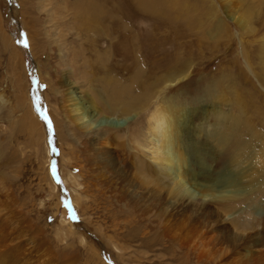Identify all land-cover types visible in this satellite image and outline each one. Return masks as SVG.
I'll use <instances>...</instances> for the list:
<instances>
[{
  "label": "rangeland",
  "instance_id": "374dc122",
  "mask_svg": "<svg viewBox=\"0 0 264 264\" xmlns=\"http://www.w3.org/2000/svg\"><path fill=\"white\" fill-rule=\"evenodd\" d=\"M140 1L0 0L1 264H245L231 219L241 228H255L264 253V207L252 205L253 220H259L252 227H246L241 211L252 196L264 204V52L259 51L264 23L255 21L253 33L243 31L216 14L211 0H188L195 9L159 3L151 11ZM24 40L27 47L18 43ZM68 73L75 86L101 100L115 86H126L124 99L149 102L147 115L158 106L165 118L189 117L192 131L183 134L186 142L179 148L191 151L203 171L213 169L209 157L218 148L210 134L220 127L219 115L225 116V130L232 118H244L258 135L252 139L244 124L239 136L248 144L252 139L257 154L223 165L209 182L210 187L224 183L221 189L230 194L239 187L245 195L241 208L221 210L212 197L215 190L205 198L210 214L191 219L180 210L119 202L109 179L90 171L78 151L84 132L70 121L60 99ZM146 112L98 118L136 134ZM69 172L79 176L80 188L68 181ZM74 188L86 210L76 206ZM198 188L194 200H187L194 207L201 204ZM259 261L247 264H263Z\"/></svg>",
  "mask_w": 264,
  "mask_h": 264
},
{
  "label": "bare ground",
  "instance_id": "6f19581e",
  "mask_svg": "<svg viewBox=\"0 0 264 264\" xmlns=\"http://www.w3.org/2000/svg\"><path fill=\"white\" fill-rule=\"evenodd\" d=\"M159 3H167L172 6L180 5V9H183L184 7L188 9H195V7L189 5L188 0H143L139 2L142 7L150 11L156 9L157 7H155V5ZM211 4L215 6L213 9L216 14L218 13L221 18L223 17L222 19H231L235 21L237 25H240L243 31L247 30L248 32L253 33L255 30L253 23L255 21L264 23V0H211ZM216 6H219V8ZM92 8L96 9L97 7ZM93 12H95V10ZM95 15L97 16V14ZM259 51L264 52V45L259 48ZM64 77L65 78L62 81L64 91H61L63 93L60 95V99L65 101L64 105L68 110L70 121L75 122L77 129L84 132L82 136L85 137L84 142L82 141V144L77 147L78 151L80 154L84 155V161H86V164L90 166V171L99 174V176L103 177L104 180L109 179V183L112 184L111 191L115 193L116 199L119 202L131 203L134 207H138V205L156 206L157 208L161 207L167 212H176V210H180V213L187 215L191 219L210 214L211 210L207 206L209 202L206 201L205 198L207 196L211 197V194H209L210 191L215 190L216 192H213L215 194H212V197L217 199L215 200V204L221 210L225 212H232L233 208H241L245 195L244 197H241L243 194L239 193V190H241L239 187L232 189L234 190V193L230 194L227 190L221 189L222 186H224V183L215 185V187H210L209 182L218 178L217 174L223 165L225 166L229 163L238 165L239 161L246 160L249 155L251 157L249 160H252L257 154L258 150L255 149V146H253L256 143L251 141L256 138V132L254 133V130L251 126H249V123L243 120L244 118H232L230 126L225 130L221 129L223 124L226 123L225 116L219 115V119L216 122L220 127L219 129L216 128L215 131L210 134V137H213V140L215 141L214 144L218 148L215 154H211V156L209 155V163H212L213 169H211V171H203L201 170L200 164L195 161L193 157L194 155L191 151L185 150L184 148L180 150L179 148V146L183 147V142H186V140H183L186 139L183 137V134L187 136V134L192 131V128H187V126L191 124L189 117H180L176 118V120H172V118H165L162 115L163 113L161 114L158 111V106L151 112L149 111L150 113L147 115L149 109L147 106L149 102L147 103V101L140 100L129 101L124 99V95L126 93L128 94L126 86H121L119 89L118 86H115L117 89L110 91L112 93L108 97L106 96L107 94H105V96L104 94L102 95L103 98L107 97L108 99L104 98L105 100H101V98H97L98 96L95 97L88 92L86 94L84 90H80V87L75 86L72 74L68 73L67 75H64ZM106 80H108V78ZM62 82H58L59 88L62 86ZM113 82H115V80ZM162 90L163 88L160 91ZM146 97L150 100V95ZM139 109H143V114L147 110V121L141 124V126L136 127V134L123 132L122 126L113 121L101 124V121L98 118L99 115H126L132 111H138ZM244 124L250 127L247 128L248 134L252 137L249 141L250 145L248 144L249 139H242L238 133L242 130ZM256 135L258 134L256 133ZM67 136L70 137V134ZM254 136L255 138H253ZM126 137L129 138L128 144H126ZM201 145L202 143H200V146ZM262 145H264V143H262ZM128 149L131 150L128 151ZM198 151L200 152L199 149ZM262 152H264V149ZM253 162L255 161L253 160ZM99 164H101V166ZM254 166H257V164H254ZM130 167H134V169H136L133 174L126 172L129 171ZM257 169L260 173L263 170V168L259 169V167H256L255 170ZM70 172L68 173V181L72 182L74 184H72L73 186L80 188L81 183L77 178L79 176H72L73 173L71 174ZM251 179V184L257 186L258 182L256 179ZM187 184L193 185V188L190 189ZM239 185L242 187L240 183ZM195 186H198L201 192L199 196L201 204H197V207L189 204L190 201L187 202L188 199L194 200L196 195L194 192ZM74 191L76 195L74 200L76 206L81 211H83V209L86 210V207L83 208L82 206L84 203L81 204V200L83 198L82 195L80 196L77 189ZM163 195L165 197H163ZM249 195L251 194L249 193ZM252 197L248 200L249 204L245 207L243 206L244 208L242 207L241 209L244 213L243 218L245 220L246 227H252L259 221L253 220V211L251 209L252 205H256L258 208L264 207V204L258 200L256 196ZM205 201L208 203H205ZM231 221H233L232 224H235L236 226V228H232V232H234L233 236L236 238L234 240L238 241V249L241 251L240 256L244 263L247 264L249 261L260 260L264 264V253L257 247L258 243L256 236L258 233L255 228H241L236 222V219H231ZM68 230L69 232L73 231L71 228H68ZM248 230H251V233H247ZM85 234L81 231L79 233V240L81 243H85V241H87L85 239ZM234 240H232V242ZM261 243L264 246V240H262ZM3 244L6 245L5 247H9L12 243ZM112 244L116 248H119L115 245L116 243H114L113 240ZM5 247L4 249L6 251L7 248ZM0 252L2 251L0 250ZM1 258L0 264L3 259Z\"/></svg>",
  "mask_w": 264,
  "mask_h": 264
},
{
  "label": "snow or ice",
  "instance_id": "6c2138e0",
  "mask_svg": "<svg viewBox=\"0 0 264 264\" xmlns=\"http://www.w3.org/2000/svg\"><path fill=\"white\" fill-rule=\"evenodd\" d=\"M18 43H23L25 47L28 46L27 41H18ZM41 87H43V85H41ZM41 115L43 116V118L48 122V126H49V131H51V121L48 120V117L42 112ZM52 152L56 153L57 149L56 147H52ZM51 172L54 178L56 177V166H55V162H53L52 166H51ZM57 182L59 183V180L57 179ZM70 218L75 219L76 217L74 215L70 216Z\"/></svg>",
  "mask_w": 264,
  "mask_h": 264
}]
</instances>
